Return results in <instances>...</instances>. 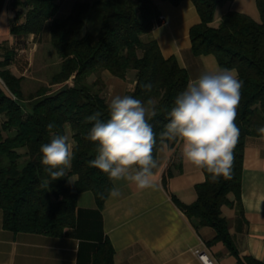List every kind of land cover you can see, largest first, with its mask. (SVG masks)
Masks as SVG:
<instances>
[{"label":"trees","instance_id":"16d2710c","mask_svg":"<svg viewBox=\"0 0 264 264\" xmlns=\"http://www.w3.org/2000/svg\"><path fill=\"white\" fill-rule=\"evenodd\" d=\"M63 1H11L16 13L11 33L19 38L46 32L60 59L59 71L46 86L24 95L23 77L9 69L14 51L0 47V209L3 228L13 233L59 237L75 224L78 194L92 193L99 209L110 195L113 180L89 166L97 156L98 145L86 139L91 124L84 120L95 112H100L104 121L109 118L108 102L92 90L89 77L106 71L124 80L133 71L134 86L126 94L145 102L149 97L156 99L157 114L148 117L156 133L155 161L162 146L176 142L160 133L169 122L168 112L176 97L189 83L187 72L176 59L164 58L156 41L149 37L153 21L160 15L152 0L75 1L69 13L59 18L56 15ZM162 1L177 6L183 0ZM190 1L200 18V23L189 30L192 53L213 55L220 68L235 70L243 81L235 121L240 135L230 177L213 181L202 169L205 179L195 186V201L183 204L174 196L172 200L193 225L212 228L214 241L238 257L222 207L239 206L244 142L248 136H261L257 129L264 126V0H255L259 22L229 11L217 26L212 24L216 9L234 0ZM90 11H100L102 16L96 35L83 34L84 15ZM147 83L153 85L151 92L143 88ZM49 123L55 124L52 131L47 128ZM53 132L68 135L76 145L71 168L56 180L44 171L40 152ZM112 256V246L106 241L95 253L93 264H112ZM245 261L262 264L251 258Z\"/></svg>","mask_w":264,"mask_h":264},{"label":"crops","instance_id":"0c3cea01","mask_svg":"<svg viewBox=\"0 0 264 264\" xmlns=\"http://www.w3.org/2000/svg\"><path fill=\"white\" fill-rule=\"evenodd\" d=\"M152 2L165 23L152 29L149 37L164 58L174 57L189 82L205 70L219 67L213 55L192 53L189 30L200 18L190 0L177 6L162 0ZM227 4L220 12L216 9L213 26L229 11L260 21L255 0ZM15 15L11 1L0 0V47L10 50L17 43L10 31ZM9 69L17 72L14 62ZM131 85L133 88L134 82ZM156 162L153 187L139 189L131 181L113 180L119 194H110L100 209L92 193L78 194L75 224L59 237L5 230L0 209V264H93L95 253L106 241L113 249L112 264H202L193 252L197 248L207 249L217 264H247V258L264 264V136L245 139L240 204L222 207L238 257L214 241L212 228L193 225L172 200L174 196L183 204L193 203L195 186L205 179L202 169L183 158L181 142L162 146Z\"/></svg>","mask_w":264,"mask_h":264},{"label":"clouds","instance_id":"9594fccd","mask_svg":"<svg viewBox=\"0 0 264 264\" xmlns=\"http://www.w3.org/2000/svg\"><path fill=\"white\" fill-rule=\"evenodd\" d=\"M242 87L243 81L233 70H205L176 97L168 112L169 122L160 133L163 138L181 142L183 158L206 170L213 181L231 175L240 135L235 121ZM143 88L151 92L153 85L147 83ZM156 104L153 97L145 102L129 94L115 95L108 102L107 121L100 118V112L86 117L84 123L91 124L86 139L98 145L97 156L89 166L108 174L111 180L125 179L139 189L153 187L156 133L148 117L157 114ZM47 128L52 131L55 124L49 123ZM257 132L264 136V126ZM75 147L68 135L55 132L49 143L41 145V164L52 180L65 177ZM110 194L119 192L113 187Z\"/></svg>","mask_w":264,"mask_h":264},{"label":"rangeland","instance_id":"374dc122","mask_svg":"<svg viewBox=\"0 0 264 264\" xmlns=\"http://www.w3.org/2000/svg\"><path fill=\"white\" fill-rule=\"evenodd\" d=\"M75 1L90 2L92 0H64L56 16L59 18L65 17L72 3ZM222 7H218L217 11L220 12ZM101 18L100 11H90L85 14L83 34H98L102 25ZM142 38L145 39V36H142ZM21 50L23 51L20 53L19 51ZM13 51L15 54L13 62L17 69L15 75L23 77L21 88L24 95L33 93L38 88L46 86L50 78L60 69V59L51 45L49 35L46 32L36 37L21 35L17 38ZM132 82H134L133 71L127 73L124 80L115 78L107 73L104 74L103 72L97 77L93 75L87 79V83L91 85L92 90L98 91L107 102L115 95H125L128 93V90L132 88ZM0 86H2L1 80Z\"/></svg>","mask_w":264,"mask_h":264},{"label":"built area","instance_id":"2783aa9c","mask_svg":"<svg viewBox=\"0 0 264 264\" xmlns=\"http://www.w3.org/2000/svg\"><path fill=\"white\" fill-rule=\"evenodd\" d=\"M163 23H165L164 17L162 15H158V17L153 21L152 27L154 29ZM193 252L202 264H217V261L209 255L207 249L197 248Z\"/></svg>","mask_w":264,"mask_h":264}]
</instances>
